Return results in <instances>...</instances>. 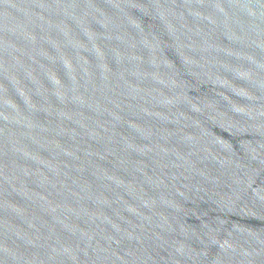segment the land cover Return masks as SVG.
<instances>
[{
    "label": "water",
    "instance_id": "1",
    "mask_svg": "<svg viewBox=\"0 0 264 264\" xmlns=\"http://www.w3.org/2000/svg\"><path fill=\"white\" fill-rule=\"evenodd\" d=\"M0 264H264V0H0Z\"/></svg>",
    "mask_w": 264,
    "mask_h": 264
}]
</instances>
